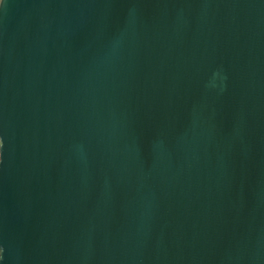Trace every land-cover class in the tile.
I'll use <instances>...</instances> for the list:
<instances>
[{"label":"water","instance_id":"95a60500","mask_svg":"<svg viewBox=\"0 0 264 264\" xmlns=\"http://www.w3.org/2000/svg\"><path fill=\"white\" fill-rule=\"evenodd\" d=\"M0 141V264H264V0H3Z\"/></svg>","mask_w":264,"mask_h":264},{"label":"clouds","instance_id":"9594fccd","mask_svg":"<svg viewBox=\"0 0 264 264\" xmlns=\"http://www.w3.org/2000/svg\"><path fill=\"white\" fill-rule=\"evenodd\" d=\"M0 3H3V0H0ZM0 147H2V141H0Z\"/></svg>","mask_w":264,"mask_h":264}]
</instances>
